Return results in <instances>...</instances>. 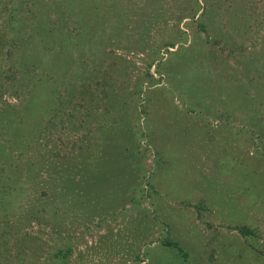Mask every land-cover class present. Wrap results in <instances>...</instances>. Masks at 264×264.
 Instances as JSON below:
<instances>
[{
	"label": "rangeland",
	"instance_id": "obj_1",
	"mask_svg": "<svg viewBox=\"0 0 264 264\" xmlns=\"http://www.w3.org/2000/svg\"><path fill=\"white\" fill-rule=\"evenodd\" d=\"M0 264H264V0H0Z\"/></svg>",
	"mask_w": 264,
	"mask_h": 264
},
{
	"label": "trees",
	"instance_id": "obj_2",
	"mask_svg": "<svg viewBox=\"0 0 264 264\" xmlns=\"http://www.w3.org/2000/svg\"><path fill=\"white\" fill-rule=\"evenodd\" d=\"M239 232L242 234V235H246L247 233H250V230L247 229L246 227H240L239 228ZM168 245H175V243H173L172 241H168L167 242ZM184 255V254H183Z\"/></svg>",
	"mask_w": 264,
	"mask_h": 264
}]
</instances>
